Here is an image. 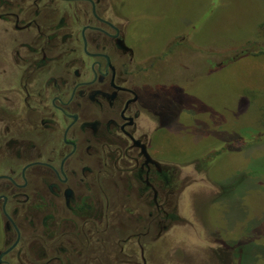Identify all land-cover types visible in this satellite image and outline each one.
Returning <instances> with one entry per match:
<instances>
[{
	"label": "flooded vegetation",
	"instance_id": "af4514ba",
	"mask_svg": "<svg viewBox=\"0 0 264 264\" xmlns=\"http://www.w3.org/2000/svg\"><path fill=\"white\" fill-rule=\"evenodd\" d=\"M124 5L0 0V264H190L154 255L194 179Z\"/></svg>",
	"mask_w": 264,
	"mask_h": 264
},
{
	"label": "rangeland",
	"instance_id": "374dc122",
	"mask_svg": "<svg viewBox=\"0 0 264 264\" xmlns=\"http://www.w3.org/2000/svg\"><path fill=\"white\" fill-rule=\"evenodd\" d=\"M123 12L166 84L165 110L182 108L160 158L194 179L192 199L179 202L185 223L154 255L222 264L224 243L230 264H264V55L238 58L264 22V0H125Z\"/></svg>",
	"mask_w": 264,
	"mask_h": 264
},
{
	"label": "trees",
	"instance_id": "16d2710c",
	"mask_svg": "<svg viewBox=\"0 0 264 264\" xmlns=\"http://www.w3.org/2000/svg\"><path fill=\"white\" fill-rule=\"evenodd\" d=\"M243 55L259 56L264 55V22L260 24L258 34L255 39L248 41L247 44L242 48L238 58Z\"/></svg>",
	"mask_w": 264,
	"mask_h": 264
}]
</instances>
